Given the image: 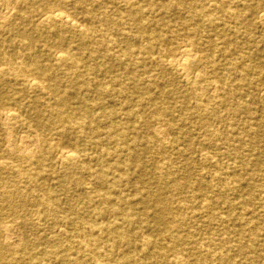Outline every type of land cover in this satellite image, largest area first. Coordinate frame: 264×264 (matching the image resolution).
I'll use <instances>...</instances> for the list:
<instances>
[{
  "label": "bare ground",
  "instance_id": "bare-ground-1",
  "mask_svg": "<svg viewBox=\"0 0 264 264\" xmlns=\"http://www.w3.org/2000/svg\"><path fill=\"white\" fill-rule=\"evenodd\" d=\"M109 1L0 3V264H264V0Z\"/></svg>",
  "mask_w": 264,
  "mask_h": 264
},
{
  "label": "rangeland",
  "instance_id": "rangeland-1",
  "mask_svg": "<svg viewBox=\"0 0 264 264\" xmlns=\"http://www.w3.org/2000/svg\"><path fill=\"white\" fill-rule=\"evenodd\" d=\"M108 1V3L110 2L111 3V5H113V2H111V1H109V0H107ZM3 2V0H0V3H2ZM116 2H117V0H116ZM255 3V5L257 4V2H254ZM221 28H222V26H221ZM257 33H259V36H260V39H259V41L261 40V42H260V48H261V50L263 51V54H264V27H259V29H256V34ZM261 33V34H260ZM153 70H154V73H152V75H155L156 76V74L158 75L160 72H161V70H160V67H155V68H153ZM176 76V75H175ZM174 77V76H173ZM233 77H235V76H233ZM176 86H178V83H176V85H173V84H169V86H168V89H175L174 87H176ZM257 90H255L254 91V94H258L259 93V89L258 88H256ZM208 98V94L207 93H202L201 95H195V96H190L189 95V97L187 98V99H189V101L191 102V106L192 107H194V106H196L197 104H199V102H202V101H204L205 99H207ZM255 107H256V109L258 110V112H257V114H256V116L257 117H259V118H263L264 117V110H263V107H264V101L262 102V101H260L259 103H256L255 105H254ZM218 125L220 126H223L222 125V123H218ZM226 130V129H225ZM196 132L197 133H199V135L200 134H203L205 131H204V129H197L196 130ZM165 146H167L168 148H169V141L168 140H166L165 141V144H164ZM159 158L160 157H162V156H158ZM225 162V161H224ZM211 162H209V164H210ZM211 165V164H210ZM213 170V168L212 167H210V168H208L207 169V171H212ZM65 199H71V200H76V199H74V196H72V195H70V196H65L64 197Z\"/></svg>",
  "mask_w": 264,
  "mask_h": 264
}]
</instances>
